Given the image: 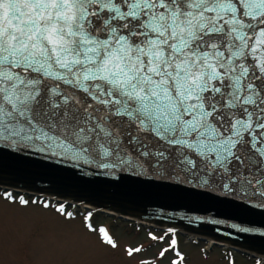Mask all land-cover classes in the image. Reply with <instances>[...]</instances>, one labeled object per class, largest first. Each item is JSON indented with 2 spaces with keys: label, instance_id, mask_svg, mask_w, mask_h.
I'll return each instance as SVG.
<instances>
[{
  "label": "snow or ice",
  "instance_id": "1",
  "mask_svg": "<svg viewBox=\"0 0 264 264\" xmlns=\"http://www.w3.org/2000/svg\"><path fill=\"white\" fill-rule=\"evenodd\" d=\"M0 142L182 174L264 207V0H0ZM56 212L62 250L118 248L102 226L88 238L92 213L77 227Z\"/></svg>",
  "mask_w": 264,
  "mask_h": 264
},
{
  "label": "water",
  "instance_id": "2",
  "mask_svg": "<svg viewBox=\"0 0 264 264\" xmlns=\"http://www.w3.org/2000/svg\"><path fill=\"white\" fill-rule=\"evenodd\" d=\"M0 189L50 196L123 220L173 228L200 240L264 256V207L222 188L198 186L182 174L99 168L95 162L0 142ZM243 229H249L245 231Z\"/></svg>",
  "mask_w": 264,
  "mask_h": 264
},
{
  "label": "rangeland",
  "instance_id": "3",
  "mask_svg": "<svg viewBox=\"0 0 264 264\" xmlns=\"http://www.w3.org/2000/svg\"><path fill=\"white\" fill-rule=\"evenodd\" d=\"M32 201L36 200L30 199L27 214H18L15 209L22 206L0 197V264H139L141 260L149 261L150 264H172V261H177V264H252L253 261L239 252L228 257V250L220 245L200 239L195 243L173 232L150 230L157 237H164L163 240H152L146 227L94 211L90 219L97 231L89 233L88 238L95 241L98 229L102 226L113 236L118 248L110 249L105 246L93 255L70 253L62 250L56 243L52 222L60 213L52 206L51 209L41 211L42 208L37 205L39 202L36 201L34 205L31 204ZM5 209L9 211L5 212ZM73 212L75 217L71 223L81 227L84 224L83 214L78 210ZM173 238L177 240V248L183 254L182 260L173 254V247L171 249L170 246ZM128 247H140L141 251L129 258L125 251ZM162 249L167 251L160 257L159 252Z\"/></svg>",
  "mask_w": 264,
  "mask_h": 264
}]
</instances>
